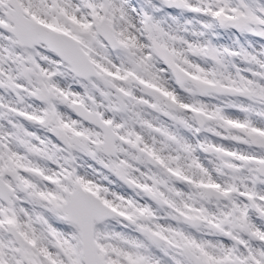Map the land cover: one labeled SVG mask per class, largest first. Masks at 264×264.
<instances>
[{"label": "snow or ice", "instance_id": "6c2138e0", "mask_svg": "<svg viewBox=\"0 0 264 264\" xmlns=\"http://www.w3.org/2000/svg\"><path fill=\"white\" fill-rule=\"evenodd\" d=\"M0 264H264V0H0Z\"/></svg>", "mask_w": 264, "mask_h": 264}]
</instances>
